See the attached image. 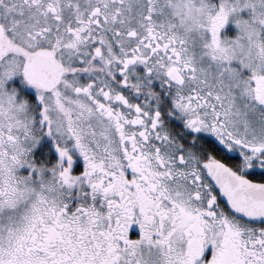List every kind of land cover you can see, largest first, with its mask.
<instances>
[{"label":"snow or ice","instance_id":"6c2138e0","mask_svg":"<svg viewBox=\"0 0 264 264\" xmlns=\"http://www.w3.org/2000/svg\"><path fill=\"white\" fill-rule=\"evenodd\" d=\"M0 264H264V0H0Z\"/></svg>","mask_w":264,"mask_h":264}]
</instances>
